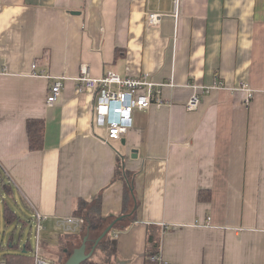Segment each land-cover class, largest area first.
Listing matches in <instances>:
<instances>
[{
    "label": "crops",
    "instance_id": "obj_1",
    "mask_svg": "<svg viewBox=\"0 0 264 264\" xmlns=\"http://www.w3.org/2000/svg\"><path fill=\"white\" fill-rule=\"evenodd\" d=\"M174 3L1 0L0 191L54 227L85 219L81 201L99 198L104 221L93 231L112 225L116 250L98 264H160L157 254L167 264H264V0H180L177 15ZM82 63L94 77H146L162 104L136 110L123 137L105 140L93 96L76 89ZM244 84L258 100L247 101ZM30 119L45 122L41 150L29 147ZM129 182L137 206L124 218ZM86 224L62 234L63 245Z\"/></svg>",
    "mask_w": 264,
    "mask_h": 264
},
{
    "label": "built area",
    "instance_id": "obj_2",
    "mask_svg": "<svg viewBox=\"0 0 264 264\" xmlns=\"http://www.w3.org/2000/svg\"><path fill=\"white\" fill-rule=\"evenodd\" d=\"M1 2V0H0ZM180 0H175V13L178 14ZM150 22L157 24L159 22L158 14L150 15ZM35 67V65H34ZM49 77V76H47ZM66 76L53 77L47 97L48 106H52L58 100ZM78 93L90 92L93 96V120L103 126L107 131V139H118L123 137L128 129L133 126V114L136 110L149 108L153 103L157 106L162 104V100L157 96L159 90L156 84L147 80L146 77H122L115 71H107L99 77H94L90 73L87 63H82L80 73L75 78ZM216 87H222L218 82ZM242 88L247 92V101H255L260 97V91L244 84ZM200 97L194 94L188 103L186 109L196 110L199 106ZM33 219L37 227V242L33 252V264H56L53 259L48 258L41 251L39 234L43 229V222L47 216L37 209H33ZM85 222L82 216L70 215L59 217L57 225L62 234H74L80 230ZM151 260L160 264H167L160 254L151 257ZM0 264H6L5 260L0 259Z\"/></svg>",
    "mask_w": 264,
    "mask_h": 264
},
{
    "label": "trees",
    "instance_id": "obj_3",
    "mask_svg": "<svg viewBox=\"0 0 264 264\" xmlns=\"http://www.w3.org/2000/svg\"><path fill=\"white\" fill-rule=\"evenodd\" d=\"M27 133H28V139H29V147L31 150H41L44 147V139H45V122L43 119H30L27 122ZM132 184L129 182L126 184L125 187V193H124V213H122V216H131V218L134 215V212L136 210L137 201L134 195L132 194ZM4 188H6V185L4 184ZM201 197H203V194H200ZM210 197V196H209ZM207 197V199L209 198ZM88 205L85 201H81L80 208L78 209V214L83 215L86 219V227L82 233L78 235V237H70V240L72 241L71 247H67V245H64V249L62 250L63 257L61 258V264H64V262L67 260V258L72 253L73 249L80 246L82 243L83 237L86 235H89L88 240V246H93L95 240L97 237L101 234H94L93 229L101 226L103 224V217L100 216V205L101 200L98 198L95 204H93L91 207ZM4 218L7 223H11L13 221H16L20 219V216L18 213L14 212L12 209L5 208L4 210ZM114 227H123V218L122 219H116L114 221ZM112 231V230H111ZM111 231L100 241V243L97 245L101 248L102 251H106L108 256L112 254L113 250H116V241L111 236ZM71 235V234H70ZM69 236V235H68ZM8 247L10 246L16 251L7 252L3 255V260H5L6 264H27V260L25 259L27 257V252L29 250L28 243L25 244V247H22L20 243H15L13 241V236L11 235L8 241ZM1 246V245H0ZM26 249L27 252H24ZM82 264H98L95 263L93 260L88 259Z\"/></svg>",
    "mask_w": 264,
    "mask_h": 264
},
{
    "label": "rangeland",
    "instance_id": "obj_4",
    "mask_svg": "<svg viewBox=\"0 0 264 264\" xmlns=\"http://www.w3.org/2000/svg\"><path fill=\"white\" fill-rule=\"evenodd\" d=\"M1 181L2 177L0 176V185ZM6 206H11L12 209L19 214L20 219L8 224L4 218V208ZM11 235L13 236V241L15 243H20L21 246L29 241L30 244L35 247L37 242L36 222L33 219L32 211L24 204L22 198L19 195L16 196L15 202L13 199L5 196L0 191V258H3V255L7 252L16 251L10 246L8 247V241ZM39 237L41 241V248L44 252L42 253L48 258H52L56 264H61V258L63 257L62 250L64 249V245L61 242L62 231L59 229V227L56 225L54 227L51 224L46 225L45 222ZM91 247L88 246V250H90ZM32 252L33 250H30L26 253L27 257L25 259L27 260V264L34 263L33 258L31 257ZM103 254L104 252H102L101 248L98 246L91 257V260H99L101 257H104Z\"/></svg>",
    "mask_w": 264,
    "mask_h": 264
},
{
    "label": "water",
    "instance_id": "obj_5",
    "mask_svg": "<svg viewBox=\"0 0 264 264\" xmlns=\"http://www.w3.org/2000/svg\"><path fill=\"white\" fill-rule=\"evenodd\" d=\"M112 225L108 226L95 240L94 245L88 250V240L89 235L83 237L82 243L80 246L73 249L70 256L64 262V264H82V262L91 259L97 245L100 241L110 232ZM25 252V250H24Z\"/></svg>",
    "mask_w": 264,
    "mask_h": 264
}]
</instances>
